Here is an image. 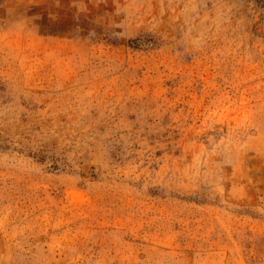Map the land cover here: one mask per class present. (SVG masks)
Instances as JSON below:
<instances>
[{"label": "rangeland", "instance_id": "374dc122", "mask_svg": "<svg viewBox=\"0 0 264 264\" xmlns=\"http://www.w3.org/2000/svg\"><path fill=\"white\" fill-rule=\"evenodd\" d=\"M0 264H264V0H0Z\"/></svg>", "mask_w": 264, "mask_h": 264}]
</instances>
